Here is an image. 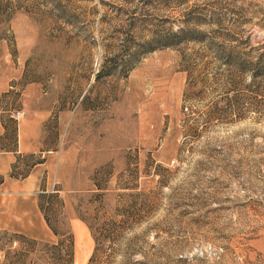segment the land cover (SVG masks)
<instances>
[{"label":"rangeland","instance_id":"1","mask_svg":"<svg viewBox=\"0 0 264 264\" xmlns=\"http://www.w3.org/2000/svg\"><path fill=\"white\" fill-rule=\"evenodd\" d=\"M181 29L215 45L156 42ZM233 48L264 54V0H0V145L42 143L12 216L48 227L0 229V264H79L85 238L80 264H264V85Z\"/></svg>","mask_w":264,"mask_h":264},{"label":"crops","instance_id":"2","mask_svg":"<svg viewBox=\"0 0 264 264\" xmlns=\"http://www.w3.org/2000/svg\"><path fill=\"white\" fill-rule=\"evenodd\" d=\"M1 100H2V90H0V104H1ZM2 121H3L2 116L0 114V134L4 133V131H5V128L3 126ZM29 126H27L26 124L24 126L20 125L19 142H18V147L16 148L17 149L16 151H7V152L0 151V176L7 177V178H5V182L2 183V186L0 187V213H2V214L8 213V215L13 220L12 221L11 219L10 220L6 219L8 222H5V220H4L5 218L3 216H1L0 217V229H12V230H16L19 232L30 231V233L33 234V236H35L36 238L37 237L41 238L42 236L40 234V231L45 233V228H48L46 221L38 218L37 219L38 225L31 227V229H28L27 224H26V221H27L26 219L16 218V216H14V215L13 216L15 218L13 219V216H12V214L18 215L19 213L25 212V210L23 209L24 204L21 206L20 200H21V198H26V196H27V191H28L27 190V183L25 184L24 183L25 181H23L22 184L26 187L20 188L21 183H19V182H21V181H19L17 179H13V178L12 179L8 178V175L10 176V173L13 169V166L16 163V161L18 160V158L20 156L24 155L23 147H27L28 144L31 146L30 132L32 129ZM41 129H42V125L41 126L36 125V132L38 131V133H41L42 132ZM22 134H23V136H22ZM34 137H35L34 138V140H35L34 146H33V148H32V146L30 147V149H31L30 153L37 155L38 152L41 153L42 143L40 141H38L39 143L37 145V133H35ZM37 169H39L37 166L34 167V170H32L30 177H28L26 179V181L33 179L32 178L33 174L37 171ZM9 184L12 185L14 188L9 189V187H8ZM6 185H8L6 188H2ZM1 188H2V190H1ZM31 223L33 225H35L34 221H32ZM35 227L37 230L35 229ZM46 235H49V232H47Z\"/></svg>","mask_w":264,"mask_h":264},{"label":"trees","instance_id":"3","mask_svg":"<svg viewBox=\"0 0 264 264\" xmlns=\"http://www.w3.org/2000/svg\"><path fill=\"white\" fill-rule=\"evenodd\" d=\"M217 39L215 36L207 37V35L203 31H192L189 29H181L180 31L172 34H166L165 36H161L156 42L164 45L165 47L177 48L186 43H195L199 44V42H207L210 45H215V40ZM246 44V43H245ZM217 45V44H216ZM225 51V52H224ZM223 55L225 53V61L224 64L230 69V71L234 72L231 75V81H236L233 79L244 78L251 74L252 82L249 84V88H255L254 92L258 95L261 93L262 86L264 85V54L259 56L258 58H253L250 53H246L245 50H238L237 48H233V50H222ZM212 64V63H211ZM235 82L233 85H235ZM232 85V84H231ZM0 150H6L0 145ZM3 179V176H2ZM4 181V180H3ZM58 234L57 232H55ZM69 251L67 253L68 261H71L72 258V247L73 241H69ZM99 249L96 248L94 251L93 257L90 260V263L94 262V258L97 255ZM56 264H61L60 260H57Z\"/></svg>","mask_w":264,"mask_h":264},{"label":"bare ground","instance_id":"4","mask_svg":"<svg viewBox=\"0 0 264 264\" xmlns=\"http://www.w3.org/2000/svg\"><path fill=\"white\" fill-rule=\"evenodd\" d=\"M78 243L79 244H78V257H77V260H78V263L80 264V263H82V261L85 258V251H86V246H87L86 238H85V241L78 239Z\"/></svg>","mask_w":264,"mask_h":264}]
</instances>
